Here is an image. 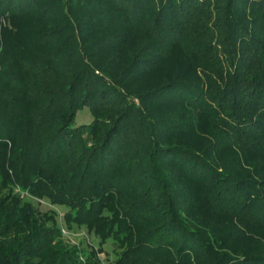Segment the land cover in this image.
<instances>
[{"label":"trees","instance_id":"16d2710c","mask_svg":"<svg viewBox=\"0 0 264 264\" xmlns=\"http://www.w3.org/2000/svg\"><path fill=\"white\" fill-rule=\"evenodd\" d=\"M109 242L113 264H264V0H0V264Z\"/></svg>","mask_w":264,"mask_h":264},{"label":"rangeland","instance_id":"374dc122","mask_svg":"<svg viewBox=\"0 0 264 264\" xmlns=\"http://www.w3.org/2000/svg\"><path fill=\"white\" fill-rule=\"evenodd\" d=\"M92 121V115L89 109L79 113L77 118V123H90ZM42 213L54 214L58 225L62 228L63 236L65 241L70 245H78L82 249L90 251V249L98 250L99 239L91 232H89L85 227L79 228L75 227L72 230H68L65 224V214L67 209L61 206L52 205L48 200H37L29 199ZM117 247L114 243L109 242L103 247L104 253L99 254V257L103 264H113L115 260Z\"/></svg>","mask_w":264,"mask_h":264}]
</instances>
